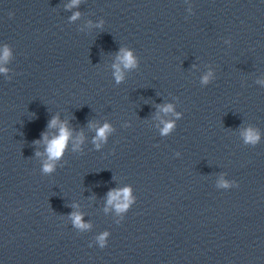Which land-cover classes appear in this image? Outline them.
I'll use <instances>...</instances> for the list:
<instances>
[{"label":"water","instance_id":"water-1","mask_svg":"<svg viewBox=\"0 0 264 264\" xmlns=\"http://www.w3.org/2000/svg\"><path fill=\"white\" fill-rule=\"evenodd\" d=\"M70 3L0 0V264H264V0ZM53 116L84 139L46 173Z\"/></svg>","mask_w":264,"mask_h":264},{"label":"clouds","instance_id":"clouds-1","mask_svg":"<svg viewBox=\"0 0 264 264\" xmlns=\"http://www.w3.org/2000/svg\"><path fill=\"white\" fill-rule=\"evenodd\" d=\"M79 0H72V3L68 4V8H72L75 6ZM80 14L79 12L75 13L72 19H75ZM11 56V51L8 45H4L2 48H0V72H7L8 69L4 67L3 65L7 63ZM119 63L114 65L116 71L114 73L116 81L119 83L123 79V72L121 70V65H123L124 68H134L137 67V59L134 56L133 52L129 49H121L120 54L117 57ZM205 75L203 77V81L207 82L209 79V76ZM162 111L165 113H173L174 116L179 117L180 113H176L173 111V105L168 104L166 106L162 107ZM48 127L57 129V132L52 135L51 138H49V135L47 132H45L42 135V140L45 143V152H46V159L43 161L42 170L46 173H50L55 170L56 162L60 160L63 157L64 152L67 150L68 144L71 141L72 148L74 151L79 150L81 147V144L83 142V135H78L73 139L72 130L68 127L67 121H61L58 116H53L52 119L49 121ZM174 127L173 122H166L165 126L162 129V132L167 134L169 133L172 128ZM113 131L112 126L105 122L102 126L97 127L96 129V136L93 138L94 143L96 147L99 149L101 147V144L107 141L108 134ZM259 139V134L253 130H248L246 133V140L250 142H257ZM36 143H40V141H36ZM37 155H41L40 152H37ZM235 182H233V185L235 186ZM220 187H230L228 182L221 180L219 182ZM130 188L125 187L124 189L120 191H110L108 194V204L113 205L118 213H124L128 210L130 205L134 202V197L130 195ZM121 193H122V199H121ZM115 202V203H114ZM74 219V224L81 228V229H87L90 227L87 223L81 222V215L78 213L72 214ZM121 219H123V216H121ZM119 222V221H118ZM108 236V233L105 232L97 237V240L101 247H104L107 243L106 237Z\"/></svg>","mask_w":264,"mask_h":264}]
</instances>
